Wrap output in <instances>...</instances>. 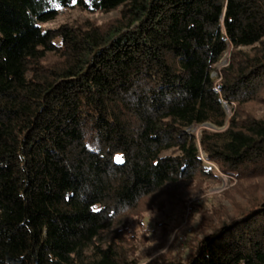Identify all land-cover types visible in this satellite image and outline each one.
I'll list each match as a JSON object with an SVG mask.
<instances>
[{"label":"trees","instance_id":"1","mask_svg":"<svg viewBox=\"0 0 264 264\" xmlns=\"http://www.w3.org/2000/svg\"><path fill=\"white\" fill-rule=\"evenodd\" d=\"M64 8L117 14L43 27ZM250 102L264 106V0H0V264H138L126 211L218 178L201 153L264 176ZM206 122L228 125L190 132ZM239 210L202 211L186 258L144 264H264V201Z\"/></svg>","mask_w":264,"mask_h":264},{"label":"rangeland","instance_id":"2","mask_svg":"<svg viewBox=\"0 0 264 264\" xmlns=\"http://www.w3.org/2000/svg\"><path fill=\"white\" fill-rule=\"evenodd\" d=\"M116 14L115 11L86 13L76 8H64L55 20L43 24V27L54 29L65 23L85 20L104 24ZM229 51L220 59L215 76L227 64ZM245 110L256 116L264 115L261 103L250 102ZM202 130L212 129L206 125L190 128V132L198 137ZM201 159L207 168L214 169L218 178L195 176L169 183L162 190L142 198L135 209L126 211L127 240L123 247L130 257L138 260V264H144L160 254L186 258L188 246L202 234L199 231L202 211H208L210 216L214 211L222 210L227 217H234L239 209L249 207L253 200L264 201V176L238 180L218 171L216 164L208 161L203 153Z\"/></svg>","mask_w":264,"mask_h":264},{"label":"water","instance_id":"3","mask_svg":"<svg viewBox=\"0 0 264 264\" xmlns=\"http://www.w3.org/2000/svg\"><path fill=\"white\" fill-rule=\"evenodd\" d=\"M212 75L215 76V75H216V72H213ZM223 106H224L225 110L227 111V113L230 115V108H229V105H228L226 102H224V103H223ZM204 124L212 126L213 129H212L211 131H222V130H224V129L227 127L228 122H227L226 125L223 126V127H217V126H215L214 124L209 123V122H206V123H204ZM204 124H202V125H204Z\"/></svg>","mask_w":264,"mask_h":264},{"label":"snow or ice","instance_id":"4","mask_svg":"<svg viewBox=\"0 0 264 264\" xmlns=\"http://www.w3.org/2000/svg\"><path fill=\"white\" fill-rule=\"evenodd\" d=\"M116 160H117L118 163H123V159H122L121 156H117Z\"/></svg>","mask_w":264,"mask_h":264},{"label":"bare ground","instance_id":"5","mask_svg":"<svg viewBox=\"0 0 264 264\" xmlns=\"http://www.w3.org/2000/svg\"><path fill=\"white\" fill-rule=\"evenodd\" d=\"M204 125H206V124H204ZM208 128H210V129H213V127L212 126H210V125H206Z\"/></svg>","mask_w":264,"mask_h":264}]
</instances>
